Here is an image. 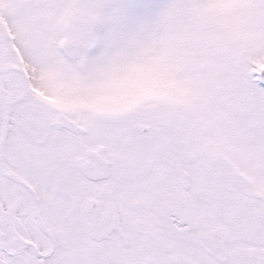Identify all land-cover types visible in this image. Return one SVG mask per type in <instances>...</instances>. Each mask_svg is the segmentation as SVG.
Instances as JSON below:
<instances>
[{"label": "snow or ice", "instance_id": "1", "mask_svg": "<svg viewBox=\"0 0 264 264\" xmlns=\"http://www.w3.org/2000/svg\"><path fill=\"white\" fill-rule=\"evenodd\" d=\"M0 264H264V0H0Z\"/></svg>", "mask_w": 264, "mask_h": 264}]
</instances>
